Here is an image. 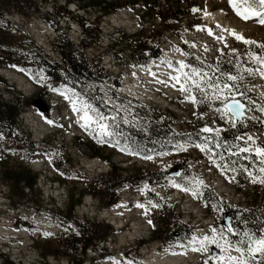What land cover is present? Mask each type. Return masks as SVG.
<instances>
[{"label": "rangeland", "instance_id": "1", "mask_svg": "<svg viewBox=\"0 0 264 264\" xmlns=\"http://www.w3.org/2000/svg\"><path fill=\"white\" fill-rule=\"evenodd\" d=\"M160 1L159 15H148V5L141 2L102 16L98 27L93 24L91 31L95 34L99 30L97 41L84 52L93 80L83 78L77 88L53 87L45 74L25 66L0 67V78L11 87L0 86L3 98L8 101L25 97L29 101L20 105L23 113L17 131L35 145L34 149H17L0 133V153L4 157L3 161L0 157V170L1 165L26 167L38 175L35 190L26 188L27 196L20 199L9 196L10 188L2 182L0 171V249L16 264H77L81 260L83 264H148L144 254L149 249H157L173 259L189 252L191 258L185 257L178 264H215L224 244L240 264H264V256L247 252L249 235L235 233L236 238L231 237L223 224L221 207L224 204L233 210H249L264 205V172L260 171L264 156L256 151L264 149V102L252 97L245 111L244 117L250 120L243 121L248 143L242 148L249 151H230L233 155L253 154V169L240 167L237 162L235 171L228 170L219 164L211 146L235 123L217 98L222 93L214 89L202 93L186 80L180 85L173 68L169 75L160 73L163 59L182 54L190 60L186 73L191 75L194 68L204 74L203 81H214L221 88L231 83L250 85V92L264 96V25L257 19L246 21L237 16L230 0H174L170 4ZM35 3L33 9L5 10L0 27L25 47L34 42L51 63L64 66L58 53L59 43L68 39L71 44L63 48L70 50L74 46L81 52L78 47L85 32L70 14L61 15L60 9L67 6L72 15L92 22L99 10L66 0ZM209 11L225 13L224 22L235 29L217 27L209 21ZM160 16H168L167 25L161 23ZM116 19L119 21L115 22ZM233 33L250 43L237 39ZM218 36L222 37L221 42L216 41ZM229 44L233 46L228 51L224 46ZM158 45L162 59L150 63L158 71L150 74L148 61L139 58L140 49ZM225 51L222 62L227 65L228 75L219 76L215 74L221 63L217 59ZM169 67L164 66L166 70ZM233 75L237 80L228 79ZM193 79L205 87L200 77ZM182 88L189 89L188 95ZM183 93L187 97L183 98ZM238 93V88L232 89L235 98H250ZM35 102L49 110L43 112L33 105ZM84 114L96 124L95 132L79 121L78 116ZM164 123L176 138L167 147L162 146L165 153L156 157L149 155L147 146H136L135 138L127 135L132 128L148 130ZM209 127L213 129L211 134L204 131ZM98 153L109 160L97 156ZM177 162L187 167L180 177L173 176ZM112 165L122 170L115 181L131 176L146 181L137 187L130 183L120 185L119 202L107 205L100 189L110 180ZM153 172L161 173L162 183L150 182L153 178L149 179V174ZM86 189L91 191L86 192L82 204L75 206L73 218L96 222L102 234L108 228L114 230L105 241L88 250L81 244L71 246L76 232L66 233L63 218L64 214L69 215L71 192L78 195ZM178 217L179 223L191 232L184 242L177 240L179 232L175 234L176 240L171 236L177 229L173 224ZM156 227L162 230L159 240L152 239ZM205 227L211 228L213 237L206 241L196 235L198 229ZM238 247L241 252L236 251Z\"/></svg>", "mask_w": 264, "mask_h": 264}, {"label": "trees", "instance_id": "2", "mask_svg": "<svg viewBox=\"0 0 264 264\" xmlns=\"http://www.w3.org/2000/svg\"><path fill=\"white\" fill-rule=\"evenodd\" d=\"M142 1L148 5V11H146L148 15H159L160 6L158 4H161L160 0H66V2L69 3L77 2L80 7H84L86 9H93L96 11L99 10V15L96 16L95 21L92 22L88 19L72 15L67 6L60 9L61 15L70 14V17L75 19L80 27H82L83 32H85V36L82 38L78 47L81 49V52H78L77 48L74 46H71L70 50L63 48L65 45L71 44L68 39H63V41L59 43L58 53L61 56V62L64 66L56 65L54 62L51 63L49 58L34 42H31L30 45L25 47L22 41H15L14 36L9 34L6 28L3 29L0 27V67L7 65L25 66L31 68L34 72H42L45 74L46 78L49 79V82H51L53 87L69 85L70 87L77 88L78 81L83 80V78L84 80H93L92 71L90 70L84 55L85 50L90 48L97 41L99 30L97 28V33L94 34L91 31L93 24H96V27H98L99 19L102 16H110L127 4L134 6ZM172 1L174 0H166V4H170ZM35 5V0H0V18H4L1 15L5 12V10H11L12 8L17 9L18 11L24 8L33 9L35 8ZM158 7L159 10L156 11ZM175 10L176 12L178 11L177 9ZM160 19L161 23L164 25H167L169 22L168 16H160ZM140 51L139 58L142 61L158 58L161 55L159 45L154 47H143ZM226 66L227 65L224 62L220 63L217 73L215 74L220 76L222 73L227 76L228 74L225 69ZM232 85H235V87L239 89V93H245L250 97L249 99L243 100V103L251 105L252 97H258L260 101L264 102V96L250 92V85H246L244 87L239 85V83H231V86ZM0 86H4L7 89L11 88L8 81L2 78H0ZM117 87H120V83L117 84ZM23 103L29 104V101H27L25 97L7 101L3 98V95L0 94V133L8 141H11L17 149H24V147L34 149L35 145L29 143L26 135H19L17 131L18 122L23 113V106L20 105ZM244 120L250 119L245 118L239 123L235 122L232 129L226 130L222 133L221 138L218 139V143L211 144L213 150L216 152L217 161L220 165H223L225 169L235 171V168H237V162L240 167H250L253 169V161L256 159L254 155L248 156L249 158H252L250 161V159L245 157V154L241 155V153H238L237 155H233L230 153L232 148L238 152V150H240L239 148L246 146L248 143L245 130L246 125L243 124ZM127 135L128 137L135 138V144L138 147H149L153 145L158 147L166 146L171 139L176 138L172 130L167 126V123L152 125L148 128V130L146 128H140L139 130L132 128L127 132ZM1 155L2 154L0 153L1 161H3L4 157ZM97 156H101L104 159L109 160V158L103 153H98ZM111 168L112 171L109 176L110 180L106 183V185L101 186L100 189L101 197L107 201V205H115L119 202L120 198H118V188L120 185L130 183L131 186L137 187L146 181L145 179L138 180L137 176L123 177L120 180L115 181V178L119 176L118 173H121L122 170L113 165ZM0 171L2 172V182L10 188L9 196L11 198L16 196L20 199H25L27 196L25 189L27 188L29 191H34L37 187L38 175L26 167L8 168L1 165ZM186 174L191 176L190 172H186ZM149 175V179L153 178L150 182L155 184L162 183L159 178L161 173L153 172ZM155 177L158 178L155 179ZM88 191L91 190L86 189L79 192L78 195L71 192L68 198L69 207L67 213L69 215H63L65 224L64 230H66V233H72L73 231L76 232L75 241L71 246L81 244L85 246V250H88L90 247H94L98 242L105 241L108 234L114 231L112 228H108L109 230L105 234H102V231L99 229L100 225L96 222H91L89 220L81 222L73 218V209L76 205L82 204L84 200L83 197ZM207 194L213 195V193L209 191ZM214 199L217 200L216 197ZM208 200L209 199H207L206 202H208ZM215 203L217 205H221L218 201ZM240 212L241 215L239 219H237L236 214L234 215L233 213L232 229L227 230L229 231L231 237L236 238V234L239 233L249 235L251 240L264 237V205H257L249 210L240 209ZM179 219L180 218L178 217V219L174 221L173 227H177V229L173 230L171 236L176 240L175 234L179 232V238L177 240L184 242L189 239L191 232L187 227L179 223ZM160 232H162V230L156 227L153 231L152 239H161V236L158 235ZM66 246L69 247L68 245ZM0 264L16 263L11 261L8 255L3 253L0 249ZM73 264H75V262H73ZM77 264H83V260Z\"/></svg>", "mask_w": 264, "mask_h": 264}, {"label": "snow or ice", "instance_id": "3", "mask_svg": "<svg viewBox=\"0 0 264 264\" xmlns=\"http://www.w3.org/2000/svg\"><path fill=\"white\" fill-rule=\"evenodd\" d=\"M230 3L232 4V7L235 9L237 16L241 17L242 19L246 21L249 19H257L258 23H260L261 25H264V0H230ZM233 34L236 35L235 33ZM236 38L239 40H243L244 43H250V41L246 40L242 36L236 35ZM180 67L181 69H183L185 65L181 63ZM248 71L251 72L252 70L249 69ZM203 75L204 74H202L201 72L193 68L191 75L189 73H185L184 77H185L186 82L190 81L191 84L197 90L201 91L202 93L206 89H214L216 92L222 93V96L217 97V98L221 99L222 102L224 103V109L226 110V112L229 113L230 116H240L243 105L241 104L239 100L235 99V96L232 94V89L235 87V85L230 86L228 84H224L223 88H221L214 81H203ZM261 75L264 76V72H261ZM193 77H200L205 87L202 88L201 82H198L197 80L193 79ZM175 79L177 80V82L180 81V77H175ZM228 79L235 81L237 80V77L233 75V76L228 77ZM181 90L186 91V92L189 91L188 88H182ZM225 90H227L226 94H225ZM239 95H243V93H239ZM229 100H231L230 103L228 102ZM217 111H220V109H217ZM101 128L104 129L105 126L101 125ZM204 131L211 132L212 129L205 128ZM248 139L250 140L251 137H248ZM240 151L248 152L249 149L241 148ZM256 151L259 153V155L264 156V149H257ZM260 171L264 172V167H261ZM261 183H264V180H261ZM213 231H215V229H213ZM203 240L205 241L208 240V237L205 236ZM212 242L215 243L214 240ZM253 244L255 245V247L252 246ZM193 250H197V249H193ZM236 251L241 252L242 249L238 247L236 248ZM247 252L248 253L264 252V237H261L256 240H250L249 245L247 247ZM252 258L255 259L256 258L255 255H253ZM228 259L230 261H236L237 264H240L238 257L229 256ZM243 264H247V262L245 261L243 262Z\"/></svg>", "mask_w": 264, "mask_h": 264}, {"label": "bare ground", "instance_id": "4", "mask_svg": "<svg viewBox=\"0 0 264 264\" xmlns=\"http://www.w3.org/2000/svg\"><path fill=\"white\" fill-rule=\"evenodd\" d=\"M232 6V5H231ZM208 14V19L210 22H213L215 25H217V27H223L226 28L228 30L233 31L235 28H231V26L228 23L224 22V18H225V13L218 11L217 13H212V12H208L206 13ZM0 20H3L0 18ZM256 20V19H254ZM252 19H249V21H254ZM119 20L116 19L115 22H117ZM221 40V37H217L216 41L219 42ZM169 70V71H168ZM171 71H173L172 67L166 70V68L162 67V69H160V73L162 74H168L171 73ZM161 83H163V80H160ZM79 121L84 123L85 126H89L91 128H93L94 132L96 131V124L93 121H90V118H86V115H79L78 116ZM210 128V127H209ZM212 129V128H210ZM213 131V129H212ZM211 131V132H212ZM209 132V133H211ZM197 236L198 237H208V240L212 237V232H211V228L209 227H205L202 229H198L197 230ZM214 236V235H213ZM215 237V236H214ZM213 238V237H212ZM259 255L264 256V252H259ZM229 256L232 257H237L233 254V252L227 247V245H223L222 249H221V254L219 255V257L215 260V264H237L236 261H230L228 259ZM144 257L146 258V261L148 264H178L179 261L183 260L185 257L191 258L190 257V253H182L179 254L178 256H175L176 258H169L168 254H163V253H159V251H157V249H149L145 252ZM172 259V260H171Z\"/></svg>", "mask_w": 264, "mask_h": 264}, {"label": "flooded vegetation", "instance_id": "5", "mask_svg": "<svg viewBox=\"0 0 264 264\" xmlns=\"http://www.w3.org/2000/svg\"><path fill=\"white\" fill-rule=\"evenodd\" d=\"M189 89H190V87H189ZM187 95H188V92H187ZM187 95H186V93H184L182 96L184 98V97H187ZM167 146H168V144L165 147H167ZM164 150H165V148H163L162 146L158 147V146L153 145V146L148 147L149 155L154 156V157L161 155V153H165ZM174 166L176 167V170H175L176 175L178 177L182 176L185 172V167L182 166V163L177 162L176 164H174ZM221 207H222V211H224V220H223L224 226L226 227V229L232 228L233 213H234V215L236 214L237 219H239L240 215H241L240 210H233L232 208H229L228 206H224V204Z\"/></svg>", "mask_w": 264, "mask_h": 264}, {"label": "water", "instance_id": "6", "mask_svg": "<svg viewBox=\"0 0 264 264\" xmlns=\"http://www.w3.org/2000/svg\"><path fill=\"white\" fill-rule=\"evenodd\" d=\"M237 100H238V99H237ZM239 101H240V100H239ZM38 102H42V103L44 104L43 106H45V103H44L42 100L39 99ZM38 102L33 103V105H34L36 108H40V107H42V105L39 104ZM230 102H231V101H229V103H230ZM240 102H241V101H240ZM241 104L243 105V108L241 109V115H240V116H233V117L235 118L236 122H238V123L244 118L245 110H246V105L243 104L242 102H241ZM40 109H42L43 112H47V111L49 110L47 107L40 108ZM173 176L176 177L177 175H176V174H173Z\"/></svg>", "mask_w": 264, "mask_h": 264}, {"label": "built area", "instance_id": "7", "mask_svg": "<svg viewBox=\"0 0 264 264\" xmlns=\"http://www.w3.org/2000/svg\"><path fill=\"white\" fill-rule=\"evenodd\" d=\"M226 42H228V41H226ZM215 53V52H214ZM214 56H215V54H214ZM217 60H220V59H217ZM152 61H154V60H152ZM241 62H243V60H241Z\"/></svg>", "mask_w": 264, "mask_h": 264}]
</instances>
